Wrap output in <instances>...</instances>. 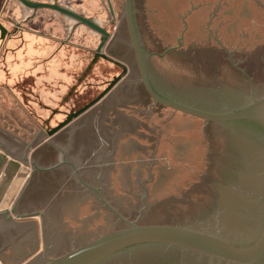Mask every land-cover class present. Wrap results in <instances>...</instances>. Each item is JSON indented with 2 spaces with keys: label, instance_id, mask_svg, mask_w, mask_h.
<instances>
[{
  "label": "water",
  "instance_id": "water-1",
  "mask_svg": "<svg viewBox=\"0 0 264 264\" xmlns=\"http://www.w3.org/2000/svg\"><path fill=\"white\" fill-rule=\"evenodd\" d=\"M19 1L123 69L37 148L0 131V220L42 216L28 264H264V0H126L105 54Z\"/></svg>",
  "mask_w": 264,
  "mask_h": 264
},
{
  "label": "rangeland",
  "instance_id": "rangeland-1",
  "mask_svg": "<svg viewBox=\"0 0 264 264\" xmlns=\"http://www.w3.org/2000/svg\"><path fill=\"white\" fill-rule=\"evenodd\" d=\"M28 1L56 4L106 29L104 54L125 18L126 0H110L114 18L106 0ZM0 23L8 31L4 39L0 36V131L28 149L51 138H46L47 131L96 99L122 73L120 67L95 55L100 34L56 11L0 0ZM38 139L43 140L36 144ZM15 221L14 232L1 231L0 249L13 245L4 253L7 264H28L44 252L42 217ZM28 241L35 242L36 249L21 251Z\"/></svg>",
  "mask_w": 264,
  "mask_h": 264
},
{
  "label": "flooded vegetation",
  "instance_id": "flooded-vegetation-1",
  "mask_svg": "<svg viewBox=\"0 0 264 264\" xmlns=\"http://www.w3.org/2000/svg\"><path fill=\"white\" fill-rule=\"evenodd\" d=\"M45 4H51V3H45ZM51 5H56V4H51ZM44 9H47V10H51V9H48V8H44ZM54 11V10H53ZM57 12V11H56ZM59 13V12H58ZM80 15V14H79ZM1 24V23H0ZM2 25V24H1ZM3 26V25H2ZM5 28V27H4ZM5 30H6V33H5V35H4V38L8 35V31H7V29L5 28ZM0 36H1V31H0ZM2 38V37H1ZM4 38H2V39H4ZM45 38H50V39H52V37H50L49 35H46L45 36ZM54 39V38H53ZM57 41V40H56ZM95 55H96V51H95ZM102 59V58H101ZM107 61V60H106ZM123 65V64H122ZM125 68H126V70H127V72H126V74L128 73V68H127V66H125V65H123ZM119 67V66H118ZM121 68V67H120ZM121 70H122V73H123V69L121 68ZM121 73V74H122ZM125 74V75H126ZM230 137H231V141L232 142H236V143H238L239 145L241 144H244L240 139H238L237 138V136L236 135H234V134H231L230 135ZM243 149V148H242ZM30 185H31V183L30 184H27V186L26 187H24L23 188V190H22V193H21V196H20V198H19V200H18V202H17V211L19 210V208H21L22 209V205L21 204H23V201H26V199H28L29 197H30ZM34 194V193H33ZM38 195L39 193H35L34 194V196L35 195ZM40 195V194H39ZM34 244H35V242L34 243H32L31 244V242H27V245L25 246V248H22L21 249V251L22 250H29V251H33L34 249H36V247L34 246ZM10 246H13V245H10L9 244V246H7V247H3L2 249H0V263L1 264H7L8 262L7 261H5V258H4V253H6V251L9 249V247ZM12 248V247H11ZM10 248V251L12 250ZM20 251V252H21Z\"/></svg>",
  "mask_w": 264,
  "mask_h": 264
},
{
  "label": "crops",
  "instance_id": "crops-1",
  "mask_svg": "<svg viewBox=\"0 0 264 264\" xmlns=\"http://www.w3.org/2000/svg\"><path fill=\"white\" fill-rule=\"evenodd\" d=\"M66 119V118H65ZM46 138H47V136H46ZM44 139V138H43ZM43 139H38L37 141H36V144L37 143H39V142H42V140ZM2 150V149H1ZM3 151V150H2ZM6 153V152H5ZM7 154V153H6ZM8 155V154H7ZM8 156H10V155H8ZM11 157V156H10ZM13 158V157H12ZM40 216H41V214H40ZM42 217V216H41ZM13 219V220H12ZM15 219L16 218H10V219H3V220H0V221H2V223H0V233H1V231L2 232H5V230L6 231H9V230H11V232H14L15 231V223H16V221H15ZM4 228H5V230H4ZM10 228V229H9Z\"/></svg>",
  "mask_w": 264,
  "mask_h": 264
},
{
  "label": "bare ground",
  "instance_id": "bare-ground-1",
  "mask_svg": "<svg viewBox=\"0 0 264 264\" xmlns=\"http://www.w3.org/2000/svg\"><path fill=\"white\" fill-rule=\"evenodd\" d=\"M18 232H20V231H18Z\"/></svg>",
  "mask_w": 264,
  "mask_h": 264
}]
</instances>
